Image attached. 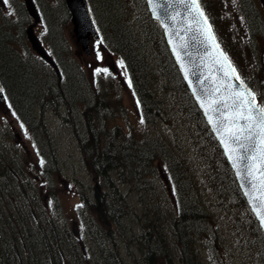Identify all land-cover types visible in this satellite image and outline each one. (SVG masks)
<instances>
[{"label":"trees","instance_id":"obj_1","mask_svg":"<svg viewBox=\"0 0 264 264\" xmlns=\"http://www.w3.org/2000/svg\"><path fill=\"white\" fill-rule=\"evenodd\" d=\"M128 1L137 10L135 17H131L127 8ZM213 1L199 0V4L213 27L220 47L244 84L251 90L257 89L263 93L264 15L260 7L256 0H233V21L230 24L221 16L220 2L217 0L216 6ZM88 2L101 33L102 49L123 62L145 130L138 137L132 132L124 133L117 121L125 119V112L118 97L110 95L111 81H101L105 88L101 86V90H94L85 74L76 66L70 50L58 33L59 25L52 26L48 19V15L54 16V13L58 15L57 23L61 17H68L63 0H55L47 9L41 6L43 15L47 16L43 17L47 31L44 38L48 44L50 42L62 77L58 81L54 72L47 68V80L52 77L53 84L45 82L44 89L41 80L34 79L31 76L33 73L19 63L21 60L14 49V24L3 19L0 28V83L13 114L38 145L44 165L41 176L38 173L33 177L36 170L27 168L21 153L13 154L5 145V150L0 154V198L4 202V206L0 207L2 264H122L117 249L121 241L118 232L122 230V224H126L124 219L129 213L126 199L115 178L130 189L140 184L152 190L161 176L158 169L162 170L171 186V204L177 210L170 220L174 237L172 243L176 248L171 250L172 254L165 253V240L147 231L139 241L143 247V264H201L196 247L201 236L210 235L206 228L209 206L201 197L203 193L218 201V206L228 214L235 215L233 206L242 205L252 222L247 233L255 232L260 237L259 250L264 255V236L224 158L231 180L217 173L219 162L213 165L216 162L214 157H205L206 148L213 146L218 151L220 148L192 101L167 50L162 32L150 18L144 0ZM17 75L23 77L21 80L25 82L19 81ZM164 82L167 83L163 85ZM163 93L167 96L174 93L176 105L171 106L170 116L178 118L186 127L193 143L191 148H195L200 157L206 158L202 159L205 174L207 171L213 173L209 192L203 190L205 186L202 187L197 179L188 175L190 166L187 159L179 154L177 144L174 147L160 134L150 132L163 116L170 118L162 108V102L167 98ZM256 100L264 106V93ZM47 101L51 107L60 104L70 112L66 122L78 143L90 178V188H85L81 182L75 184L78 197L76 211L86 238L91 240L88 250L82 249L77 232L68 226V220L61 218L58 205L42 201L49 197L55 202L58 182H63L57 174L51 142L41 131L42 123L34 115L35 106L43 107ZM79 106L81 109L77 108ZM41 179L45 181L42 186ZM3 248H6L5 251ZM12 256L14 258L10 260Z\"/></svg>","mask_w":264,"mask_h":264},{"label":"rangeland","instance_id":"obj_2","mask_svg":"<svg viewBox=\"0 0 264 264\" xmlns=\"http://www.w3.org/2000/svg\"><path fill=\"white\" fill-rule=\"evenodd\" d=\"M39 1L45 9L55 2V0ZM218 1L223 11L221 16L232 24L233 13L231 6L233 0ZM213 2L218 6L217 0ZM256 2L262 11L259 0H256ZM212 6L214 5L212 4ZM0 8L4 16L8 17L14 24L13 34L17 37L14 48L20 54H18L21 60L19 63L24 65L25 69H28L27 71L30 70L31 74L33 73L31 76L34 79L41 80L39 81L41 86L43 84V89L45 82L50 81L53 84L52 77L47 80L49 77L48 69L35 57L25 39L24 31L31 22L30 19L21 15L24 9L23 0H8L7 4L1 3ZM127 8L131 12V17L137 15L136 8H134L129 1ZM48 11L49 9L45 13ZM262 13L264 15V11H262ZM4 16L1 13V21L3 19L7 20ZM57 16V13H54V16L48 15V19L52 26L59 25L60 31H58V33L61 39L63 38L62 40L66 43V47L70 50L71 56L77 63V65H75L80 68L82 74H85L88 82L93 85L92 88L94 90H101V81L105 82L108 79L111 81L112 86L110 85L109 88L113 95L111 93L110 95L112 97H118L125 112V119L117 121L118 126L122 128L124 133L132 132L136 136L140 135L145 128L139 116L137 102L132 93L124 65L121 67L122 60L116 55L109 54L102 50L96 43L92 45L89 57L77 55V47L72 35V26L67 15L65 18L61 17L62 19L58 23L57 20L59 19H57ZM46 17L47 16H44V18ZM9 20L7 21L10 22ZM3 30L5 31V29ZM43 30V24H39L35 27L34 32L36 35L41 36ZM52 40H54V38ZM46 41L48 42V40ZM46 41L42 39L41 43L44 48L49 51V54L52 55L49 45L50 42L46 44ZM98 55L100 58H98ZM21 65L19 67H21ZM96 69H107L108 71L106 73L102 71L97 74ZM18 77L19 81L23 80V83L25 82L24 79L21 80L23 77ZM166 83L167 82H164L163 85ZM261 83L264 84L262 81ZM103 88H105L104 84L102 86V89ZM40 90L42 91L41 87ZM256 91L258 90L256 89ZM80 93H82V88H80ZM263 93L259 92L260 96ZM163 95L167 98H164L162 108L170 118L163 116L161 121L156 124L154 130L151 129L150 132L153 131V133L156 132L154 134H160L174 147H176L177 144L179 154L187 159L190 166L187 172L188 175L197 179V182L202 187L205 186L203 190L209 192V186H211L209 182L213 179V173L207 171V175L205 174V166L202 159L206 158L200 157V154H197L195 148H191L193 143H191L189 139L186 127L177 120L178 118L176 119L170 116L171 106L176 105V97H173L174 93H168V96L163 93ZM32 104L33 102L31 105ZM6 107H0V132L5 131L6 139L10 140V143L6 142L5 145L13 154L17 153L18 149L21 148L20 153L23 155L24 163L27 168L39 169L40 157L37 154V150L34 149V144L29 133ZM77 108L81 109V106ZM34 110L35 118L42 123L41 131L46 133L51 142L52 150L56 157L57 174L59 175V179L63 180V182H58L59 187L56 201L52 202L50 198L43 199L42 201L50 205L54 203L58 205V212L61 218L63 217L68 220V226L75 229V232H77L78 238L82 244V249L88 250L91 246V240L86 238L83 228H81L82 224L79 214L76 211L78 197L76 194L77 186H75V184L78 185V182H81L85 188H90L91 183L78 143L72 131L69 129V124L66 122V118L68 119V114L70 112L67 110L66 106H60V104H57L56 107H51L49 101L43 103V107L35 106ZM71 116L72 114L70 117ZM178 117H180L179 114ZM17 136L20 137L21 145L17 144ZM205 152L207 153L205 157H214L216 159L213 165L219 162V165L216 166L217 173L231 180L227 166H225V160L223 161L222 159L223 156H221V152L213 146L206 148ZM159 172L161 176L154 183L152 190H147V187L140 184H136L134 189H130L121 180L115 178L117 186L126 199L129 213H127L128 216L124 219L125 221L123 220L126 224H122V230L118 232L121 236V241L117 249L120 254V263L122 264H143V247L140 245L139 241L141 240V236L147 231L152 233V235L156 233V235L158 234L159 237L165 240V253L168 252L172 254L171 250H175L176 248L172 243L174 242V237L170 220L177 214V210L172 208L171 186L162 173V170L158 169V173ZM37 174L38 172H35L33 177ZM201 197L203 201H206L208 204V211L210 214L206 223V228L209 230L210 235L206 236L204 234L201 236L198 242V248L196 247L201 264H264V255L259 250V245H261L260 237L257 236L255 232L247 233L248 228L251 229L252 227V222L249 220V216L242 205L240 204L238 207L233 206L232 210L235 215L232 213H230V215L222 211L221 207L217 204L218 201H213L209 196H206L205 193H203ZM19 199L21 200V197ZM3 206V199L0 198V207ZM245 228L246 230H244ZM79 233L80 235L82 233V237ZM1 241L2 239H0V242ZM5 249L6 248H3L4 251ZM13 258V256L10 257V260H13ZM0 264H2L1 259Z\"/></svg>","mask_w":264,"mask_h":264},{"label":"water","instance_id":"obj_3","mask_svg":"<svg viewBox=\"0 0 264 264\" xmlns=\"http://www.w3.org/2000/svg\"><path fill=\"white\" fill-rule=\"evenodd\" d=\"M24 2L28 14L34 19L35 24L38 23L40 20L38 11L32 0H24ZM145 2L151 18L158 22L163 32L166 45L179 74L200 109L211 132L218 141L228 164L234 172L239 189L264 233V225L261 224L256 213L253 211L252 205L249 202V195H246L250 191L251 186L248 183L249 178L245 175L243 164H241V175L238 176L237 170L232 166L225 148L220 142L218 133L212 124L208 122L205 111L201 107L200 100L197 98H204L209 90L215 88H219V91L215 93L216 98L221 96L226 98L230 91L240 88V82L235 79V74L225 76V73L230 72V69L226 64H223L222 58L218 54L222 50L220 47L218 49L215 48L213 45L217 44L216 40H208L206 34L198 27L197 21L200 18L188 7L190 0H184V2H181V0H151V2L150 0H145ZM260 2L264 8V0H260ZM65 6L70 14V21L73 26L72 31L77 46L88 56L90 54L89 47L91 41H97L100 38L88 4L86 0H65ZM33 27L34 25L30 26L26 31V36L32 49L59 76L57 66L42 47L39 39L33 32ZM174 47L176 51H173ZM177 53L180 56L179 60L177 59ZM185 69L188 70L187 78L185 77ZM229 84L236 85V89H229ZM3 101L2 91H0V103H3ZM224 111L227 110L224 109ZM215 115L218 116L219 114L216 113Z\"/></svg>","mask_w":264,"mask_h":264},{"label":"snow or ice","instance_id":"obj_4","mask_svg":"<svg viewBox=\"0 0 264 264\" xmlns=\"http://www.w3.org/2000/svg\"><path fill=\"white\" fill-rule=\"evenodd\" d=\"M3 2L7 4L8 0H3ZM188 7L200 18L197 24L206 34L207 39L214 41L211 25L200 7L199 0H190ZM181 46L183 47V45ZM213 46L219 48L218 44ZM173 51H176L175 47ZM218 54L222 58L223 64H226L230 69V72H226L225 76L235 74L236 69L231 66L226 54L222 51ZM98 58H100L99 55ZM177 59H180L178 53ZM121 67H123V62H121ZM102 71L106 73L108 70L96 69L97 74ZM187 75L188 70L185 69L186 78ZM235 79L240 82V88L230 91L226 98L224 96L216 98L215 93L219 91V88L209 90L204 98H197L200 100L208 122L218 133L220 142L223 144L232 166L237 170L238 176L241 175V164H243L245 175L249 178L248 183L251 186L246 195H249L252 209L261 224L264 225V106L258 105L255 94L246 87L238 74L235 75ZM228 88L236 89V85L229 84ZM216 113L219 115L216 116Z\"/></svg>","mask_w":264,"mask_h":264},{"label":"flooded vegetation","instance_id":"obj_5","mask_svg":"<svg viewBox=\"0 0 264 264\" xmlns=\"http://www.w3.org/2000/svg\"><path fill=\"white\" fill-rule=\"evenodd\" d=\"M2 24H3V22L1 21V11H0V28H1ZM4 136H5V132L4 131L0 132V140H2V138H3V140L0 141V146L3 147V149H1V147H0V154H2L3 151L5 150Z\"/></svg>","mask_w":264,"mask_h":264}]
</instances>
